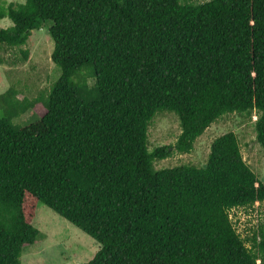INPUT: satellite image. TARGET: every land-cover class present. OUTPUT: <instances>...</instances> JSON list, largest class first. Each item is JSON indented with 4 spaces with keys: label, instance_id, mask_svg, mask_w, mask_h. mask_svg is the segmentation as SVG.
I'll list each match as a JSON object with an SVG mask.
<instances>
[{
    "label": "trees",
    "instance_id": "1",
    "mask_svg": "<svg viewBox=\"0 0 264 264\" xmlns=\"http://www.w3.org/2000/svg\"><path fill=\"white\" fill-rule=\"evenodd\" d=\"M6 17L0 47L52 21L61 73L45 98L0 94V264H22L41 237L38 202L99 243L82 264H264V224L243 237L231 217L264 203L234 131L203 166L155 167L232 113L256 112L264 149V0H0ZM164 111L181 133L150 150Z\"/></svg>",
    "mask_w": 264,
    "mask_h": 264
},
{
    "label": "rangeland",
    "instance_id": "2",
    "mask_svg": "<svg viewBox=\"0 0 264 264\" xmlns=\"http://www.w3.org/2000/svg\"><path fill=\"white\" fill-rule=\"evenodd\" d=\"M7 2L17 3L23 0ZM12 24L8 17L0 19V27H9ZM51 25L52 21L48 20L43 28L33 30L21 47L1 45L0 94L13 86L18 91V98H45L48 95L61 73L60 67L51 58L54 48V41L49 33ZM21 50L29 52L27 59ZM89 82L93 81L89 79ZM44 112V107L39 104L16 117L14 122L21 125L33 122ZM257 117L256 112L251 115L226 114L197 139L190 153L175 151L168 158L157 160L155 167L161 169L182 164L203 166L207 162L212 141L219 135L234 131L238 135L245 161L258 174L260 180L264 181V149L256 137ZM180 133V121L176 114L167 111L158 113L149 127V149L174 144ZM231 217L239 233L245 237L260 224H264V203L232 209ZM32 223L40 230L41 237L34 244L23 247L22 264H82L91 260L99 248L95 239L42 202L37 204Z\"/></svg>",
    "mask_w": 264,
    "mask_h": 264
},
{
    "label": "crops",
    "instance_id": "3",
    "mask_svg": "<svg viewBox=\"0 0 264 264\" xmlns=\"http://www.w3.org/2000/svg\"><path fill=\"white\" fill-rule=\"evenodd\" d=\"M4 19V18H3Z\"/></svg>",
    "mask_w": 264,
    "mask_h": 264
}]
</instances>
